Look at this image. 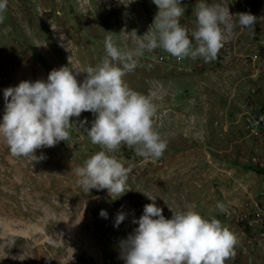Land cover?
I'll use <instances>...</instances> for the list:
<instances>
[{"label":"rangeland","instance_id":"rangeland-1","mask_svg":"<svg viewBox=\"0 0 264 264\" xmlns=\"http://www.w3.org/2000/svg\"><path fill=\"white\" fill-rule=\"evenodd\" d=\"M196 2L182 0L180 22L189 30ZM207 2L258 21L241 29L234 17L209 62L177 59L160 48L138 57L123 80L150 96L153 127L167 148L145 159L120 145L115 155L130 172L128 192L119 198L106 189L84 192L76 183L74 170L100 150L80 129L81 121L91 126L93 113L70 118L67 140L35 151L44 159L13 156L0 138V264H123L119 241L138 226L132 220L153 202L147 197L166 219L169 208L218 219L235 236L225 264H264L261 231L244 232L238 224L245 204L264 215V133L250 136L246 129L247 113H264V0ZM157 12L153 0H7L0 12V118L5 89L46 79L61 66L97 65L108 35L118 48L133 50L136 33L143 36ZM85 76L79 73L78 83ZM118 211L127 216L114 227Z\"/></svg>","mask_w":264,"mask_h":264},{"label":"clouds","instance_id":"clouds-1","mask_svg":"<svg viewBox=\"0 0 264 264\" xmlns=\"http://www.w3.org/2000/svg\"><path fill=\"white\" fill-rule=\"evenodd\" d=\"M153 3L158 12L149 30L143 36L132 31L136 33L133 50L118 48L108 35L104 40L105 55L97 65L84 71L61 66L51 70L46 79L21 81L4 90L0 138L11 155L44 159L43 155L37 157L35 151L67 140L70 126L74 125L70 118L88 111L95 118L90 127H85L87 120L81 121L80 129L100 150L74 170L76 183L84 192L106 189L111 198L128 192L130 168L115 155L120 145L148 159L160 157L167 142L154 130L155 106L150 96L131 89L123 80L124 75L137 67L138 57L157 48L177 59L214 60L232 31L234 17L241 29L252 28L258 21L251 13L232 15L222 3L197 0L195 25L189 30L180 22L184 14L182 0ZM6 7L7 0H0V12ZM79 73L86 76L78 83ZM147 198L153 202L145 204L143 214L132 220L138 226L119 241L123 264H225L234 255L235 236L218 219H205L192 209L174 212L170 208L172 216L166 219L155 200ZM99 215L108 218L105 210ZM126 216L118 211L114 227H119Z\"/></svg>","mask_w":264,"mask_h":264},{"label":"built area","instance_id":"built-area-1","mask_svg":"<svg viewBox=\"0 0 264 264\" xmlns=\"http://www.w3.org/2000/svg\"><path fill=\"white\" fill-rule=\"evenodd\" d=\"M250 109H253V107L251 106ZM246 116V129L250 136H261V134L264 133V113L259 112L255 114L249 112ZM238 224L240 229L244 232L253 233L255 231H261V237L264 238V215L259 211L251 210L249 204H245L243 208L239 210Z\"/></svg>","mask_w":264,"mask_h":264}]
</instances>
